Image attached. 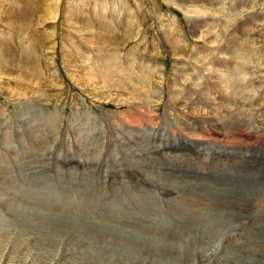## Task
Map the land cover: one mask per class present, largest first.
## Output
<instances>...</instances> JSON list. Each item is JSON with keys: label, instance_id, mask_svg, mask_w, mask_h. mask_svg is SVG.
Masks as SVG:
<instances>
[{"label": "rangeland", "instance_id": "obj_1", "mask_svg": "<svg viewBox=\"0 0 264 264\" xmlns=\"http://www.w3.org/2000/svg\"><path fill=\"white\" fill-rule=\"evenodd\" d=\"M243 12L257 22L261 37H248L252 26L241 19ZM129 53H133L132 57ZM231 117L238 128L232 124L230 131L227 128ZM43 122H47L52 140L47 132L46 138L42 133ZM144 122L152 125L149 127L162 123L176 125L191 135L211 131L224 137L263 127L259 132L252 131L264 139V0H0V150L10 157L9 162L15 163V159L20 162L18 173L25 171L22 175L25 178L19 182L23 184L15 183L7 161L0 154V211L10 215L8 203L15 199V185L30 182L40 192H48L47 184L56 182L57 176L49 172L45 176L44 171L55 172V163L63 175L59 183L71 195L87 198L86 193L101 188L92 165L78 175L73 164L75 159L91 161L86 135L95 130L96 155L107 147V140L118 137L122 144L120 151L129 165L145 167L166 192L178 191L182 185L185 194L183 198L177 197L189 209L185 218L196 219L193 213L203 212L212 223L238 224L237 231L228 232L232 243L224 248L223 255L213 254L215 264H259L253 256H264V186L258 192L241 191L239 186L246 181H254L256 185L262 174L264 182V173L246 170V160L241 163L246 142L235 137L228 143L213 140L209 149L202 146L204 166L223 175L205 182L202 177L180 176L179 170L193 163L185 160L183 164L177 154L151 155L161 146L151 143ZM90 128L93 130L88 131ZM23 130L30 132L31 145L22 141V148L15 151L12 139ZM62 137V144L57 146ZM89 137L92 144L93 136ZM213 144L228 147L219 152L224 157L217 154ZM55 146L53 152H44ZM234 150H237L233 152L234 158L230 159ZM145 154L167 160L153 162L142 158ZM66 162L68 170L64 169ZM112 162L119 168L114 159ZM161 168H166L165 174ZM226 174L236 181H230ZM66 183L76 184L81 191L70 190ZM202 183L216 193L194 188ZM61 194L56 193L64 198ZM121 195L128 206L135 208L131 203L137 192ZM224 196L241 200L243 207ZM38 201L33 200L36 206L20 207L46 217L59 215L63 205L46 207V201ZM87 201L84 199L78 210ZM131 207L124 215L127 219L113 213L98 215L102 222L76 212L79 220L87 219L90 225L78 230L71 222L70 231L56 236L45 230L21 229L18 223L6 222L2 216L0 264H139L141 250L125 251L118 258L129 256L130 260L112 262L103 246L95 242L99 231L91 227L94 223L101 233H107L114 226L134 236L144 230L145 237L158 244L152 237V232L158 229L156 224L147 232L146 217L127 215L133 210ZM125 209L116 212L120 214ZM148 222H153L149 216ZM200 234L204 242L215 246L214 233L200 230ZM184 238L186 255L193 237ZM158 239L163 243L156 251L145 249L151 264H159V259L160 264H174L173 246L164 237ZM53 252L52 258H48ZM159 253L167 256L161 259ZM154 254L156 260L151 259Z\"/></svg>", "mask_w": 264, "mask_h": 264}, {"label": "bare ground", "instance_id": "obj_2", "mask_svg": "<svg viewBox=\"0 0 264 264\" xmlns=\"http://www.w3.org/2000/svg\"><path fill=\"white\" fill-rule=\"evenodd\" d=\"M201 37V36H200ZM211 38V37H210ZM104 40V39H103ZM176 49V48H175ZM177 50V49H176ZM115 59V58H114ZM110 61V60H109ZM110 65V64H109ZM110 67V66H109ZM105 69V68H104ZM107 69V68H106ZM108 70V69H107ZM111 70V69H110ZM129 70V69H128ZM107 72H110V71H107ZM112 72V71H111ZM111 72H110V74H111ZM113 73H114V71H113ZM107 74V73H106ZM118 74V73H117ZM114 75V74H113ZM105 76V75H104ZM102 77V76H101ZM100 77V78H101ZM105 77H107V76H105ZM104 77V78H105ZM114 76H111V78H113ZM99 78V77H98ZM117 78H118V76H117ZM109 79V78H108ZM107 79V80H108ZM114 79V78H113ZM116 79V78H115ZM106 80V79H105ZM117 80V79H116ZM121 80H122V78H121ZM111 82V81H110ZM118 82V81H117ZM111 83H113V82H111ZM118 85H120V83L118 82ZM233 86H231V88H232ZM133 88H135L134 86H133ZM137 88V87H136ZM241 88V87H240ZM111 89V88H110ZM114 90V89H113ZM127 90V89H126ZM131 90V89H130ZM135 90V89H134ZM228 90V89H227ZM229 90H230V88H229ZM234 90V89H233ZM236 90V89H235ZM121 91H123L122 89H121ZM236 91H238V90H236ZM131 92V91H130ZM232 92H234V91H232ZM132 94V93H131ZM136 94V93H135ZM133 95V94H132ZM144 95V94H143ZM231 95H232V93H231ZM245 95V94H244ZM236 96V95H235ZM232 97V96H231ZM237 98V97H236ZM139 99H141V100H143V97L142 96H139ZM234 99H235V97H234ZM236 102V101H235ZM230 107V106H229ZM243 109V108H242ZM241 110V109H240ZM236 112V111H235ZM247 112V111H246ZM242 113V112H241ZM236 115V114H235ZM238 115V114H237ZM240 115V114H239ZM242 116V115H241ZM250 116V115H249ZM253 116V115H252ZM255 116V115H254ZM224 117V116H223ZM234 118V117H233ZM248 118V117H247ZM231 119H232V117H231ZM262 119V118H261ZM228 120H230V119H228ZM235 119H232V121H231V123H230V125H228V128L227 129H229L230 131H231V129H232V127H231V125L232 124H234V122L236 121H234ZM253 121V120H252ZM254 121H256V120H254ZM260 121V120H259ZM262 121H263V119H262ZM247 122V121H246ZM239 123V122H238ZM244 123V122H243ZM262 123V122H261ZM264 123V122H263ZM257 124V123H256ZM259 124V123H258ZM257 124V125H258ZM234 125H236V124H234ZM233 125V126H234ZM238 125V124H237ZM236 125V126H237ZM243 125H245V123L243 124ZM251 125H253L254 126V124H251ZM260 125V124H259ZM247 126V125H246ZM256 126V125H255ZM254 126V127H255ZM261 126V125H260ZM230 127H231V129H230ZM244 127V126H243ZM251 127V126H250ZM258 127V126H257ZM256 127V128H257ZM237 128H238V126H237ZM236 128V129H237ZM240 128H241V126H240ZM240 128H239V130H240ZM249 128V127H248ZM253 128V127H252ZM251 128V129H252ZM260 128V127H259ZM263 128V127H262ZM262 128H260L261 130H262ZM243 129H245V128H243ZM242 129V130H243ZM250 129V130H251ZM258 129V128H257ZM257 129H252V130H257ZM259 129V130H260ZM233 130H235V129H233ZM238 130V132H244V131H239ZM251 130V131H252ZM259 130H257L258 132H259ZM228 131V130H227ZM237 131V130H236ZM248 131V130H247ZM264 131V130H263ZM261 132V131H260ZM144 133V132H143ZM147 132H145V134H146ZM235 133V132H234ZM233 133V134H234ZM237 133V132H236ZM227 134H229L228 132H227ZM238 134V133H237ZM263 134V133H262ZM149 135H151L150 133H149ZM145 136V135H144ZM150 137V136H149ZM257 137H260V135L259 136H257ZM144 138H146V137H144ZM262 138V137H261ZM236 139H238V138H236ZM238 140H240V139H238ZM242 140V139H241ZM220 142H222V141H220ZM226 146L225 145H222V146H220L219 144H213V149H215L216 151H218V150H222L223 148H225ZM227 149H228V147H226ZM218 152H221V151H218ZM177 159L178 160H181V161H183V159L182 158H180L179 157V155L177 154ZM142 158H145V159H148V160H151V161H153V162H161V161H165V159L167 160V158H161V159H157V158H155V157H152L151 155H149V154H145V155H143L142 156ZM240 161H241V163H243L244 162V160L241 158L240 159ZM246 162H255V161H251V159H248V160H246ZM246 170H250V169H248L247 167H246ZM69 171H70V169H69ZM71 171H73V170H71ZM75 172V171H74ZM64 173V172H63ZM66 174V173H65ZM68 174V173H67ZM72 174V173H71ZM38 175V174H37ZM86 175V174H85ZM262 176H263V174L262 175H260V176H258V180H257V184L256 185H254V181L253 182H248V181H246L245 183H243V184H241L240 186H239V189L241 190V191H245V192H258V191H260L261 190V188H262V185L261 184H263L262 182H263V178H262ZM63 177V176H62ZM77 177V176H76ZM91 177V176H90ZM202 177V179L205 181V182H207L208 180H210V179H208L209 177H203V176H201ZM57 178V177H56ZM84 178H86V177H84ZM89 178V177H88ZM227 178V177H226ZM37 179V178H36ZM41 179V178H40ZM43 179V178H42ZM42 179L40 180V181H42ZM90 179H93V178H90ZM63 180V179H62ZM61 179L59 180V182L60 181H62ZM68 180H70V179H68ZM89 180V179H88ZM94 180V179H93ZM11 181V180H10ZM86 181V180H85ZM3 182V181H2ZM14 182V181H13ZM13 182H11V185H13L12 183ZM27 182V181H26ZM48 182V181H47ZM46 182V183H47ZM67 182V181H66ZM72 182V181H71ZM87 182V181H86ZM29 184L28 185H23V186H16L15 184V191L14 190H12V191H14L15 192V199L12 201V202H9L8 203V205L10 204V206H9V211H10V213H11V215L13 216V218H15L16 219V221H17V223L20 225V227H21V229L23 228V229H27V230H32V229H34V231H35V229H37L39 232L40 231H42V230H45V232H47L49 235H51V236H56L57 234H59L60 232L61 233H63V235H65L68 231H70V229H71V226H70V223L72 222V227H76L78 230H82V229H84V227H85V225L87 224V225H90V223H89V221L87 220V219H85V220H79L78 218H77V216H76V212L74 211V210H72L69 206H68V203L66 202V201H64L65 202V204H64V202H62V206H61V209H60V211H59V215H57V216H53V215H51L48 211H50V210H48L47 212H48V214H50L49 216L47 215L46 217H44V216H41L39 213H31L28 209H26V208H21L20 206V204H19V202H23L24 201V203L25 204H23V205H31V206H36V205H34L33 204V200L35 199V200H40V201H46L44 204H45V206L46 207H48L50 204H59V203H57L56 202V199H55V195H56V193H62L64 196V198H66L67 196H66V192H65V190H63V189H60L59 187H54V186H49L48 184H47V187H46V189L48 190V192H46V193H42V192H40L38 189H39V187H38V189H36L37 187H35L34 185H32V184H30V182H28ZM34 183V182H33ZM38 183V182H37ZM96 183V182H95ZM27 184V183H26ZM36 184V183H35ZM60 184V183H59ZM66 184H69V183H66ZM37 186H38V184H36ZM90 185V184H89ZM89 185H88V187H89ZM252 185V186H251ZM29 186V188L28 189H25L24 187H28ZM44 186H45V184H44ZM91 187V189H93V185L91 184L90 185ZM96 186V185H95ZM245 186H251V187H249V188H245ZM6 187V186H5ZM13 187V186H12ZM64 187V186H63ZM97 187V186H96ZM10 188V187H9ZM95 188V187H94ZM98 188V187H97ZM194 188H196V189H198V190H203V191H206V192H210V193H212V194H215L216 193V191L214 190H212L211 188H210V186L207 184V183H202V184H200V185H197V186H195ZM69 190V189H68ZM86 190V189H85ZM90 190V189H89ZM95 190V189H94ZM87 191V190H86ZM91 191V190H90ZM93 191V190H92ZM106 192L104 189H101V188H98L97 190H95V192H93V193H91V194H87L86 193V197L87 198H92V199H97V200H95L96 202H99L100 200H98V199H100L102 196L100 195H95L96 193H98V194H101V192ZM72 192H74V191H72ZM62 194H61V196H62ZM7 195V194H6ZM58 195V194H57ZM56 195V196H57ZM144 195H146V193L145 192H142V191H138L137 192V195H136V199H135V201H133L132 203H131V205H134L135 206V208H132L131 206H128L127 205V203H126V201H125V203L124 202H120V203H114L113 204V207L114 208H117V209H119V211H121V210H123V209H125V208H127V209H130V207H131V209H133V210H137V208H142V199L144 198V205H149V202H148V200H147V197L146 196H144ZM228 201H231V202H236L237 204H239L241 207H243V202L240 200H237V199H234V198H232V196H224ZM80 198V200H79V202L77 203V208H79V206H81L82 205V202L84 201V198L83 197H79ZM5 199V198H4ZM17 199V200H16ZM60 199H62V198H60ZM16 201H18V202H16ZM40 201H38V202H40ZM91 201H93V200H88L87 202H91ZM37 202V203H38ZM182 205V208H183V211H182V214H183V217L185 216V215H187L188 213H189V209H188V207L186 206V205H183V204H181ZM26 207V206H25ZM38 207V206H37ZM137 207V208H136ZM43 209V208H42ZM47 209V208H46ZM45 209V210H46ZM49 209V208H48ZM117 209H116V211H117ZM45 215V214H44ZM56 215V214H55ZM193 215L196 217V219H198V220H200V221H202L203 222V224H209V223H212V221L210 220V219H208L207 218V216L203 213V212H194L193 213ZM134 216V215H133ZM2 217V215L0 216V225H3L2 224V222L1 221H3V218H1ZM4 217V216H3ZM128 218V216H124L123 217V219H127ZM149 218L153 221V219H154V215L152 214V215H149ZM145 222H148V216L146 217V219H145ZM93 226H91L92 227V230H94V231H99V233H98V235L96 236V239H95V242H97L98 241V243L97 244H99V245H101V246H103V248H104V250H105V252H107V254H109V256H110V260H113L112 262H120L121 260L122 261H126V260H130V258H129V256H122L121 258H118V257H120L125 251H133V250H135V251H140L142 248H143V246H144V242H145V240L146 241H148V242H150L146 237H145V232H144V230H142L141 231V233L139 234V235H131L130 233H127L125 230H123V229H120V228H117V227H114V226H111L110 227V229H109V231H107V233H101L102 232V230H101V228H99V226L98 225H96V224H92ZM18 226V225H17ZM156 226L158 227V228H160L159 226V224L158 223H156ZM16 228V227H15ZM20 229V230H21ZM47 234V235H48ZM62 235V234H61ZM98 236L100 237V238H98ZM102 236V237H101ZM185 237V236H184ZM104 238V239H103ZM100 239H102V240H100ZM213 242H215L216 241V239L213 237V240H212ZM147 248V247H146ZM149 249V248H148ZM162 252V251H161ZM222 255H223V252L221 253ZM165 256H167V255H165V254H163V253H159V257L161 258V259H163ZM120 263H122V262H120ZM124 263V262H123Z\"/></svg>", "mask_w": 264, "mask_h": 264}, {"label": "built area", "instance_id": "obj_3", "mask_svg": "<svg viewBox=\"0 0 264 264\" xmlns=\"http://www.w3.org/2000/svg\"><path fill=\"white\" fill-rule=\"evenodd\" d=\"M129 57H131V56H129ZM13 156V155H12ZM15 156V155H14ZM15 162H16V159L14 160ZM8 171H10V173H11V175H12V171L11 170H8ZM24 173H25V171H23V172H21L20 174L21 175H24ZM25 178V177H24ZM15 182V181H14ZM15 183H18V184H23V183H19V182H15ZM28 185V184H27ZM1 188V187H0ZM54 253L55 252H53L52 253V255H49V257L48 258H52V256L54 255Z\"/></svg>", "mask_w": 264, "mask_h": 264}]
</instances>
